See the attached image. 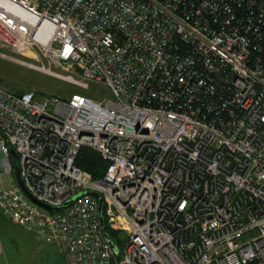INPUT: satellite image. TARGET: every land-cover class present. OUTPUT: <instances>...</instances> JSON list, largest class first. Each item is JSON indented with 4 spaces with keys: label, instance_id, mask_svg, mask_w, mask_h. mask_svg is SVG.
Masks as SVG:
<instances>
[{
    "label": "built area",
    "instance_id": "1",
    "mask_svg": "<svg viewBox=\"0 0 264 264\" xmlns=\"http://www.w3.org/2000/svg\"><path fill=\"white\" fill-rule=\"evenodd\" d=\"M0 50L107 92L0 86V175L13 151L50 208L13 181L3 218L64 264H264V0H0ZM80 148L100 178L74 166ZM83 192L125 233L117 258Z\"/></svg>",
    "mask_w": 264,
    "mask_h": 264
},
{
    "label": "rangeland",
    "instance_id": "2",
    "mask_svg": "<svg viewBox=\"0 0 264 264\" xmlns=\"http://www.w3.org/2000/svg\"><path fill=\"white\" fill-rule=\"evenodd\" d=\"M0 52L8 57L19 58L36 65L34 60L29 58L9 54L3 50ZM52 74L63 75L64 72L54 68H50L48 72L37 71L0 58V86L8 90L33 91L38 95H50L60 99H66L72 93L95 95L97 99L107 94L106 90L98 84L89 83L88 89L83 91ZM106 222L109 221L106 220ZM111 228L117 232V238L122 243L125 240V233L119 230L115 223H112ZM0 264L64 263L58 248L42 244L31 234L25 233L0 215Z\"/></svg>",
    "mask_w": 264,
    "mask_h": 264
},
{
    "label": "trees",
    "instance_id": "3",
    "mask_svg": "<svg viewBox=\"0 0 264 264\" xmlns=\"http://www.w3.org/2000/svg\"><path fill=\"white\" fill-rule=\"evenodd\" d=\"M17 92V91H16ZM74 166L78 169L87 172L92 179H98L101 177L104 169L105 163L100 159L98 154L87 149L80 148L75 156ZM103 217V213H102ZM103 231L109 237L111 243L120 250L121 242L117 238V232L113 231L111 225L106 222L103 217Z\"/></svg>",
    "mask_w": 264,
    "mask_h": 264
},
{
    "label": "water",
    "instance_id": "4",
    "mask_svg": "<svg viewBox=\"0 0 264 264\" xmlns=\"http://www.w3.org/2000/svg\"><path fill=\"white\" fill-rule=\"evenodd\" d=\"M9 155H10L11 162H12L11 163V166H12L11 175H12V178H13L15 185L18 187V189L21 191V193L30 202H32L34 205H36V206H38L44 210H50V208L48 206L36 201L25 190V188L23 187V184L20 180V177H19V171H18V167H17L16 156H15L13 151H10ZM79 195H87V196H91V197L95 198V200L97 202L96 211H97V220H98V228H99L100 235H101L102 239L105 241V243L110 247L113 255L117 258L118 257V251H117L116 247L111 243L109 237L103 231V217H102V213H101V199H100V197L97 194L92 193V192H83V193H80Z\"/></svg>",
    "mask_w": 264,
    "mask_h": 264
},
{
    "label": "crops",
    "instance_id": "5",
    "mask_svg": "<svg viewBox=\"0 0 264 264\" xmlns=\"http://www.w3.org/2000/svg\"><path fill=\"white\" fill-rule=\"evenodd\" d=\"M13 183L12 176L9 174H1L0 175V188H5L10 186ZM35 239V238H34ZM49 246V245H48ZM51 246V245H50ZM54 247V246H53Z\"/></svg>",
    "mask_w": 264,
    "mask_h": 264
}]
</instances>
